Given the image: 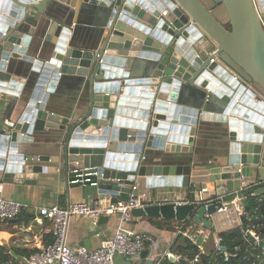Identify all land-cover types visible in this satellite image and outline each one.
<instances>
[{
    "label": "water",
    "instance_id": "1",
    "mask_svg": "<svg viewBox=\"0 0 264 264\" xmlns=\"http://www.w3.org/2000/svg\"><path fill=\"white\" fill-rule=\"evenodd\" d=\"M98 1L0 0V108L12 96L20 99L23 88L21 100L29 95L13 125L0 114L5 181L36 185L52 171L44 165L50 157L30 146L34 132L52 128L62 133L67 188L82 184L70 182L77 174L96 168L100 193L112 195L113 202L142 197L151 188L179 183L180 175L186 184L191 172L190 165L154 162L158 156L148 158L147 151H192L200 122L209 121L227 124L230 136L226 164L209 170L217 196L240 189L243 165H257L264 180V100L258 94H264V0H210L214 6L209 0H104L109 16L102 47H76L73 30L58 18L66 15L59 2L80 11L83 2ZM41 27L62 34L45 62L27 54ZM64 75L82 77L90 89L89 104L70 117L49 107ZM190 88L206 93L198 107L186 103ZM214 98L218 111L207 110ZM263 192L250 189L246 195ZM220 206L149 204L133 215L210 225L205 215ZM241 223L246 229L244 215Z\"/></svg>",
    "mask_w": 264,
    "mask_h": 264
},
{
    "label": "crops",
    "instance_id": "2",
    "mask_svg": "<svg viewBox=\"0 0 264 264\" xmlns=\"http://www.w3.org/2000/svg\"><path fill=\"white\" fill-rule=\"evenodd\" d=\"M102 1L104 0H99L96 3L83 2L80 11L75 10V7L66 5V2H59L60 7L64 9L66 15L63 16L61 14L62 16L58 18L64 20L73 30L70 41L76 47L93 51L102 47L104 28L106 27L109 16V10L102 6ZM212 3L210 2L214 6ZM61 35L58 36L50 33L46 28H37L32 42L27 49V54L37 60L48 61L53 55L55 42L60 41ZM18 61L23 67H28L27 63ZM17 84L20 85L23 83L19 82ZM26 85L27 82L25 83ZM15 90L20 92L16 87ZM23 90L21 91L20 97L25 95V91ZM198 92L195 88L187 89L185 93V97L188 100L186 102L187 105L198 107L205 101L206 93L203 90H199ZM258 94L264 100V94ZM22 97L19 99L18 96L16 98L12 96L9 102L5 101V104L1 106L0 114L5 116L4 119L6 121L14 122L20 117L25 109V101L28 100L29 95L26 96L25 101L21 100ZM89 97L90 89L82 77L77 75H64L56 92L51 94L49 107L58 114L70 117L89 104ZM217 103L218 100L214 98L207 105L206 109L218 111ZM228 132V125L225 123L214 121L200 122L195 134L192 151L166 153L164 150H148L146 153L148 154V158L150 154L158 156L157 158L151 159L154 162L171 163L181 166L190 165L191 172L188 177L186 176L188 178L186 184H184L185 176L180 175V182L173 186L151 188L150 194L140 197L145 206L163 203H193L195 201H204L216 197L217 188L214 182H210L209 180V170L213 167L226 164L225 161L229 153L230 144ZM33 137V143L36 146H30L35 149V152L50 157V160L44 163V165L52 168V171L41 174L39 182L34 185L7 182L3 175L4 172L0 169V196L28 205L27 209L23 210L17 218L9 221H0V250L7 251L11 256V262L14 264H30L28 260L29 256L41 252L48 243L53 241L52 222L39 215V207L54 203L60 206H67L77 201L91 202L96 199L103 200L105 203L113 198L108 193L101 194L100 191L103 190L91 184H80L67 188L63 182V156L60 147L62 133L60 130L45 128L42 131L34 132ZM242 174L243 179L240 177L242 184L247 183L250 185L246 190L247 192L250 189H264V180L258 173L257 165H243ZM100 182L102 181L100 180ZM233 182L235 183V181ZM253 184L258 185L252 186ZM204 188L208 189L207 192H203ZM237 191L222 196L228 197L235 194L234 196L237 198L239 197L236 195ZM256 196L260 197L259 200H264V192ZM195 206L196 208L202 207L200 205ZM244 212L245 204L241 216L244 215ZM208 221H210V225L193 222L192 218L181 222L152 216L133 215L130 222L124 223V227L131 232L147 235L144 249L145 254L142 256L141 253L140 257L136 258L135 261L117 255L115 261L117 264H155L162 259L164 253L168 251L173 253L172 248L181 236V231H185L189 235L194 236L200 247L203 248L205 245L211 246L213 241L215 243L219 241V232L235 227L224 225L221 216L218 214H214ZM119 225V215L102 217L97 227L93 226L90 218L77 216L70 224L68 243L73 247L85 246L90 249L98 248L103 240L113 238ZM97 233H101V235L98 236Z\"/></svg>",
    "mask_w": 264,
    "mask_h": 264
},
{
    "label": "built area",
    "instance_id": "3",
    "mask_svg": "<svg viewBox=\"0 0 264 264\" xmlns=\"http://www.w3.org/2000/svg\"><path fill=\"white\" fill-rule=\"evenodd\" d=\"M217 49H213L209 55L212 56L211 62L215 61ZM9 125L12 122L7 121ZM95 169V171H93ZM243 179V175H242ZM71 183L91 184L97 186L100 182L99 171L96 168H89L85 174H77ZM259 184V183H258ZM253 184L252 186L258 185ZM250 185L244 183L237 191L239 197L228 200L225 196H216L204 201H195L193 204L208 207L217 202H221V206L214 213H207L206 219H210L214 214H218L222 218L224 225L236 226L241 223V213L244 210L243 200L245 196L243 192ZM207 188L203 192H207ZM242 202V203H241ZM28 205L14 200H9L0 196V221H9L17 218ZM145 207L139 196L131 195L128 200H118L113 202L109 200L96 199L91 202L77 201L67 206H60L57 203L44 205L38 208L41 217L52 222L53 225V241L48 243L41 252L31 254L29 256L30 264H117L115 257L117 255L136 260L145 249L147 235L144 233H134L124 227L125 222H130L133 218V210L135 208ZM120 216V225L117 227L113 238L103 240L98 248L90 249L85 246L73 247L68 243V233L72 220L77 216L90 218L93 226H98L102 217ZM249 231H247L248 233ZM181 234L190 238L195 243L194 236L189 235L185 231ZM98 236L101 233H97ZM257 241H259L256 236ZM220 240L216 242V246L220 248ZM264 242V241H263ZM203 250L202 247H200ZM173 255L170 251L163 254L162 258ZM179 258V256H176ZM199 261L197 256L194 263ZM158 263V262H157ZM156 263V264H157Z\"/></svg>",
    "mask_w": 264,
    "mask_h": 264
},
{
    "label": "trees",
    "instance_id": "4",
    "mask_svg": "<svg viewBox=\"0 0 264 264\" xmlns=\"http://www.w3.org/2000/svg\"><path fill=\"white\" fill-rule=\"evenodd\" d=\"M246 190L243 195H246ZM235 195V194H234ZM234 195L226 197L233 200ZM260 197L246 195L245 204L246 229L242 225L219 232L218 237L224 242L226 251L218 248L213 241L211 246H204L201 250L198 242L181 234L172 252L180 256L181 261H172L169 257L160 259L157 264H264V200ZM246 207L248 209L246 210ZM247 231L254 232L259 241L248 235ZM199 261L194 263V259ZM184 260V261H183ZM0 264H14L7 251L0 250ZM156 264V263H155Z\"/></svg>",
    "mask_w": 264,
    "mask_h": 264
},
{
    "label": "clouds",
    "instance_id": "5",
    "mask_svg": "<svg viewBox=\"0 0 264 264\" xmlns=\"http://www.w3.org/2000/svg\"><path fill=\"white\" fill-rule=\"evenodd\" d=\"M246 196V195H245ZM250 232V231H249ZM252 234H254L253 232H251ZM221 241V240H220ZM220 243V242H219ZM221 246V245H220ZM174 255V254H173ZM175 257H176V255H174ZM170 257V256H169ZM177 258V257H176ZM177 259H180V257L179 258H177Z\"/></svg>",
    "mask_w": 264,
    "mask_h": 264
}]
</instances>
